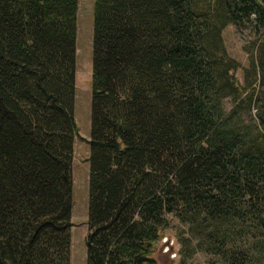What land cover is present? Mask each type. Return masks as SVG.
I'll return each mask as SVG.
<instances>
[{"label":"trees","instance_id":"obj_1","mask_svg":"<svg viewBox=\"0 0 264 264\" xmlns=\"http://www.w3.org/2000/svg\"><path fill=\"white\" fill-rule=\"evenodd\" d=\"M76 7L0 0V264H69ZM89 146L86 264H264V0H94Z\"/></svg>","mask_w":264,"mask_h":264},{"label":"rangeland","instance_id":"obj_2","mask_svg":"<svg viewBox=\"0 0 264 264\" xmlns=\"http://www.w3.org/2000/svg\"><path fill=\"white\" fill-rule=\"evenodd\" d=\"M93 15L94 0H77L73 105L77 135L74 138L72 154L69 264H86ZM255 30L252 27L238 30L230 24L222 33L227 53L241 65L235 73L240 82H243L244 68L249 66L250 54H257L260 39L254 33ZM247 46L252 50L251 53L244 49ZM252 113L256 116L255 108ZM185 229L183 224L171 217L169 226L160 232L159 239L153 246L151 254L157 264H179L178 242ZM192 259L193 263L208 264L209 256L198 252Z\"/></svg>","mask_w":264,"mask_h":264}]
</instances>
